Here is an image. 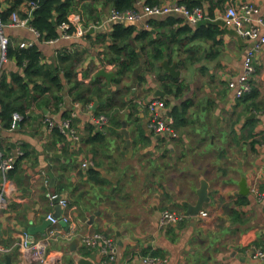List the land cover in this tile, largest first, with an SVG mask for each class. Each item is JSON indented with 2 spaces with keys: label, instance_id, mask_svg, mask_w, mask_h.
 <instances>
[{
  "label": "crops",
  "instance_id": "1",
  "mask_svg": "<svg viewBox=\"0 0 264 264\" xmlns=\"http://www.w3.org/2000/svg\"><path fill=\"white\" fill-rule=\"evenodd\" d=\"M196 1L206 13L200 23L191 25L184 16L174 14L168 16L181 21L171 28L157 29L166 41L165 58L176 60L182 71L177 80L183 86L177 93L166 92L164 81L158 77L164 69L157 61L152 63L147 52L140 54L138 66L144 78L140 82L134 73L129 89L125 86L129 82L127 75L119 86L97 77L101 68L116 71L115 64L113 69L105 67V62L109 64L114 58L108 47L114 23L91 28L93 31L84 37L55 43L40 40L29 28L6 27L5 34L13 46L21 42L29 44L26 47L37 44L43 63L60 64L58 54L65 53L69 59L61 63V73L70 68L72 76L59 93L63 102L54 105L51 100L50 106H44L42 99L31 101V117L20 123L18 129L1 132L0 161L3 156L15 154L18 147L25 157L18 158L15 169L9 172L12 190L8 205L0 212V246L5 250L0 264H41L22 248L21 242L25 233L36 241L45 237L51 225L45 226L47 216L56 214L57 205L52 206L47 197V178L49 191L68 199V206L62 210L68 223L58 226L65 237L49 245L47 264H77L80 256L93 264H142L140 258L146 255L165 258V264H264L253 256L255 248L264 250V48L254 62L251 92L236 97L229 84L242 74L246 51L253 42L241 37L223 20L229 6L239 9L244 4L254 7V19L264 20V0H159L157 5L188 6L187 2ZM76 2L78 11L73 13L72 20L83 27L84 21L90 25L95 19L105 21L114 9L110 0ZM134 2L136 8H140V2L147 4V0ZM20 9V15H25L27 8L23 5ZM168 16L146 18L144 23L149 24V29H145L143 22L133 25L138 32L153 29L155 33L150 21ZM208 25L220 31L212 39L190 41L193 33H177L181 43L166 39L185 26L194 31ZM260 29L264 33L263 25ZM131 42L141 49V41L132 38ZM93 54L97 61L91 58ZM12 72H22L15 59L1 66V74ZM172 79H165V84L174 90ZM109 87L114 92L123 90L116 98L120 104L137 98L163 99L177 135L148 130V114L136 106V113L135 109L116 115L119 127L108 116L110 124L101 139H92L95 132L102 133L92 122V115H98L97 109L102 98L108 96L105 92ZM157 90L166 95L158 96ZM76 101L93 104L91 111L83 108L73 119L82 140L75 144L65 136L61 142L46 131L43 116H52L58 122ZM186 102L190 103L187 108ZM119 107L109 110L118 111ZM176 107L184 122L173 116ZM86 159L91 165L83 168ZM42 171L47 178L40 175ZM243 178L250 188L247 195L241 194ZM3 179L0 173V189ZM205 184L210 200L204 203L202 211L208 215L201 216L200 211L191 216L186 204L197 203L199 190ZM165 210L188 217L161 227ZM93 231L113 239L119 249L115 261H109L100 246L90 248L82 244L81 235Z\"/></svg>",
  "mask_w": 264,
  "mask_h": 264
},
{
  "label": "built area",
  "instance_id": "2",
  "mask_svg": "<svg viewBox=\"0 0 264 264\" xmlns=\"http://www.w3.org/2000/svg\"><path fill=\"white\" fill-rule=\"evenodd\" d=\"M140 8H129V9H112L109 17L102 22H95L89 27H83L78 25L74 20L70 22L63 23L59 26V37L51 40H44L47 43H55L61 39H72V38H81L84 37L91 28L102 27L107 23H126L134 24L138 22L145 21L146 18L151 16H168L174 14H180L191 24L197 25L202 20L205 19L206 13L201 6L194 8H189L184 4H171V5H150L143 2H140ZM26 15L22 16L19 12L15 11L10 16L8 22L3 20L2 16V7L0 6V76H1V66L9 60L7 53L8 48L11 44L10 38L5 34V29L7 26L15 28H29L31 29L38 37L40 33L30 24L31 19L33 18V12L38 7L35 1H29L25 4ZM255 9L250 4H244L241 8H236L234 6H229L223 16L225 25L233 27L236 29L238 34L251 40L253 44L248 47L244 62H243V72L238 78V80L230 82L229 87L235 91V95L238 98H242L245 94L251 92V78L255 73V60L257 54L262 51L264 48V33H261L260 27L264 26L263 19H254ZM145 29H149L150 26L147 22L144 23ZM29 44L21 42L18 46L21 48L28 46ZM105 67L115 68L114 64H108L105 62ZM133 102L141 109L147 112L146 126L147 129L155 134L160 135H169L176 136L175 129L166 115V102L161 98H137ZM83 108L91 111L93 109L92 103L83 104L80 101H76L73 104V109L69 112V117L62 118L57 122L52 116L45 115L43 116V123L46 126V131L48 133H53L55 128H58L65 136H69L72 141L76 144L82 140L80 133L77 128L73 125V119L77 116L79 110ZM1 112V104H0ZM25 119V115L20 112H14L12 114V123L9 128L10 131L18 129L20 123ZM92 122L95 124V127L99 131H104L110 124L109 117L105 114L92 115ZM3 124L0 121V137L3 130ZM262 146H264V141ZM2 150L0 149V155L2 156ZM25 152L18 147L15 150V154H10L8 156H3L0 161V173L3 174V183L0 189V212L8 205L9 202V193L10 189V179L9 172L14 170L17 164L18 158L22 157ZM91 165L90 160L86 159L82 162L83 168H88ZM40 175L47 178V173L45 171L40 172ZM48 179V178H47ZM44 179L45 186L48 189L47 197L52 206L59 205L62 210L68 206V199L63 197L58 202L56 199L60 196L57 193H52L49 190V181ZM253 191H257L256 188ZM201 216H207V212L201 211ZM188 216L178 214L169 210H165L162 213L160 219V226L166 227L170 224H175L183 220ZM47 219L51 222L49 230L45 237L40 240H34L32 236L28 233H25L23 236L21 245L22 248L29 252L35 260H38L41 264L48 263V253L47 248L53 242H57L59 239L65 237L64 232L58 229L60 223L67 224L68 218L65 215L61 217H56L53 213H50L47 216ZM61 233V234H60ZM81 241L84 246L90 248L101 247V251L107 256L109 261H115L118 256V246L115 244L113 239L102 232H87L81 235ZM4 248L0 246V256L4 252ZM253 256L256 259L264 261V250L261 248H255ZM142 264H165L166 259L146 255L140 258Z\"/></svg>",
  "mask_w": 264,
  "mask_h": 264
},
{
  "label": "trees",
  "instance_id": "3",
  "mask_svg": "<svg viewBox=\"0 0 264 264\" xmlns=\"http://www.w3.org/2000/svg\"><path fill=\"white\" fill-rule=\"evenodd\" d=\"M29 1H35L38 5L33 12V18L31 19L30 24L40 33V40L42 41L59 37V26L63 23L70 22L74 17L73 13L78 11L76 0H0L3 20L7 22L15 11L20 13V7L23 5L25 6ZM110 1L114 8L120 10L133 8L135 5L133 0ZM158 2L159 0H147V4L150 5H155ZM187 4L189 8H194L199 6L200 2H187ZM22 16H24V14ZM94 21L100 22L98 19H95ZM179 21L181 20L174 16H168L165 19L151 20L150 24L152 25V28L156 29L155 33L152 31L153 29L138 32L136 26L133 24L114 23L112 25V40L108 46L109 51L114 55V58H112L109 63L116 65V77L113 79L112 83L119 86L128 72L136 73L137 76L135 79L141 82L145 74L138 70V66L141 65L142 60L140 54H145L147 52L152 63L154 61L159 62L163 60L165 58L163 47H166V41L161 38L159 30L157 29L159 27L164 29L171 28ZM84 24L86 27L90 26L89 21H84ZM177 31L178 32L176 33L170 31L171 37H166V39H169V42L171 43L176 42V40L178 43H181L176 37L177 33L178 35L193 33V35L191 34L190 41L199 38L212 39L220 33L219 28L212 25L201 26L195 29V32L189 26H185ZM132 38L142 42L140 50H138L131 42ZM145 40H147V43H145ZM7 56L9 59H15L17 65L22 70V72H12L10 75L3 73L0 76V121L3 124V128L9 130L12 123V114L14 112H20L25 115V119L22 123L31 117V101L42 99L40 101L44 106H47L51 100L54 105L63 102V98L59 93L64 90L65 82L71 79L72 74L70 68L67 69V72L61 73V63L68 60L69 56L65 53L58 54L60 64L57 65L43 63V54L37 44L23 48L18 45L15 47L10 44ZM168 58L171 59V57ZM153 65L154 64H150V67ZM162 72L163 74H160L158 77L160 80L164 81L166 92H181V87L183 85L179 84L177 79H172L176 85V89L173 90L169 84H165V79L170 77L169 74L165 70ZM31 92H35V95H32ZM121 93H123V90L119 88L115 92V95H108L105 99V108L103 110H100L101 107L97 109L98 115L105 113L106 116L111 118L112 123L116 127H119L121 124L116 117L117 114L121 116L120 113L125 112L124 114H126L127 110L129 113L134 112L135 109L136 111L134 113L137 112V105L132 100L128 103L124 102L123 104H120L116 100L117 96ZM86 103H90V101H87ZM118 105L121 106L119 107ZM48 106H50V104ZM188 106H190V103L186 102L184 107L187 108ZM114 107H119V110H109ZM69 112H64L63 117H69ZM172 113L174 117L178 118V120L183 117L178 114L177 107L173 109ZM184 121L185 119L183 118L182 122ZM90 129L93 130V127L91 126ZM53 134L59 141H64L65 135L58 128L53 130ZM101 135L102 133L95 132V136H93L92 139H101ZM22 157H25V154Z\"/></svg>",
  "mask_w": 264,
  "mask_h": 264
},
{
  "label": "water",
  "instance_id": "4",
  "mask_svg": "<svg viewBox=\"0 0 264 264\" xmlns=\"http://www.w3.org/2000/svg\"><path fill=\"white\" fill-rule=\"evenodd\" d=\"M134 1V0H133ZM93 31V30H90ZM158 66L163 68L171 78L173 79H179L182 76V71L181 69L178 67V62L176 60H170L169 58H164L163 60L158 62ZM97 77H104L106 78L108 84H112L113 79L116 77V71H112V72H108L105 68H101L97 74ZM156 94L158 96L164 97L166 95V93L162 90H157ZM123 132L128 136L129 133L126 130V128L123 129ZM128 138V137H127ZM128 144H130V142L128 141ZM55 182V178L52 177V183ZM240 188H241V194L243 195H247L250 192V188L248 186V182L246 178H243L240 184ZM208 185L205 184L202 186V188L199 190V199L197 201L196 204L192 205V204H186V207L188 208V213L191 216H196L197 214H199L200 211H202L203 209V205L205 202H208L210 200V198L208 197ZM64 196L60 195L57 199L56 202H58L61 198H63ZM62 215V208L57 205L56 206V217H60ZM51 224V222L49 220H47L45 222V226H49ZM77 241L74 243L76 244ZM8 260L10 261V258L8 257ZM77 264H93V262L89 261L86 258H83L82 256H80V258H78L76 260Z\"/></svg>",
  "mask_w": 264,
  "mask_h": 264
},
{
  "label": "rangeland",
  "instance_id": "5",
  "mask_svg": "<svg viewBox=\"0 0 264 264\" xmlns=\"http://www.w3.org/2000/svg\"><path fill=\"white\" fill-rule=\"evenodd\" d=\"M93 56V57H92ZM91 56V58L92 59H94V60H98L97 59V56H96V54H93ZM106 56H107V58L109 59V56H108V54L106 53ZM191 75V74H190ZM135 76V74L133 73V72H128V74H127V78L126 79H128V81L129 82H126L125 83V86H126V89L128 88H130V86H131V84H132V82H133V79L135 78L134 77ZM115 95V92H114V90H112V88L111 87H109L107 90H106V92H105V95ZM105 106H106V101H105V99H103L102 98V100H101V108H100V110H103L104 108H105ZM73 125H74V123H73ZM107 129V128H106ZM106 129H105V131H106ZM104 132L102 131V134H103ZM53 192L55 191V189L54 188H52L51 189Z\"/></svg>",
  "mask_w": 264,
  "mask_h": 264
}]
</instances>
